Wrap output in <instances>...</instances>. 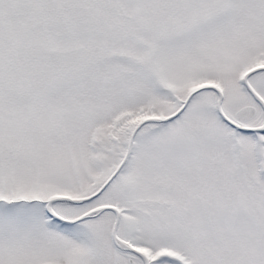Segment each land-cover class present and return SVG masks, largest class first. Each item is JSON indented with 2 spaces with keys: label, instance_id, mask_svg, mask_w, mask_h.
<instances>
[{
  "label": "snow or ice",
  "instance_id": "obj_1",
  "mask_svg": "<svg viewBox=\"0 0 264 264\" xmlns=\"http://www.w3.org/2000/svg\"><path fill=\"white\" fill-rule=\"evenodd\" d=\"M0 264H264V0H0Z\"/></svg>",
  "mask_w": 264,
  "mask_h": 264
}]
</instances>
